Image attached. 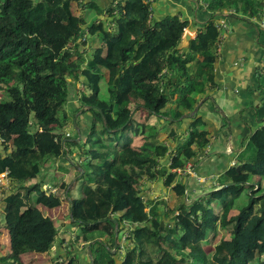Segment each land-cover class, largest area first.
<instances>
[{"label":"trees","instance_id":"16d2710c","mask_svg":"<svg viewBox=\"0 0 264 264\" xmlns=\"http://www.w3.org/2000/svg\"><path fill=\"white\" fill-rule=\"evenodd\" d=\"M158 1L114 0L101 9L85 0H0V138L11 143L0 150V175L9 171L11 187L0 199V235L8 239L0 264L52 253L63 236L44 212L61 206L58 178L46 190L37 180L50 161L69 160L67 143L82 136L79 120L87 114L92 123L71 168L82 197L71 199L74 185L66 195L69 223L81 230L77 241L88 247L90 264H264V118L213 190L188 195L187 181L171 172L200 161L213 139L200 111L192 113L218 89V21L252 24L264 47V29L253 22L263 21L264 0H190L193 22L181 14L156 21ZM192 24L196 37L184 52L179 45ZM89 39L97 45L87 49ZM71 89L79 104L73 114ZM99 129L119 134L103 140ZM182 137L190 146L179 155ZM160 180L172 201L162 210L166 200L154 204L142 189ZM69 250L53 264H81Z\"/></svg>","mask_w":264,"mask_h":264},{"label":"crops","instance_id":"0c3cea01","mask_svg":"<svg viewBox=\"0 0 264 264\" xmlns=\"http://www.w3.org/2000/svg\"><path fill=\"white\" fill-rule=\"evenodd\" d=\"M114 0H85L101 9L108 8ZM190 0H159L154 5V19L181 14L182 19L193 22L196 13ZM93 16V13H92ZM102 18H105L102 17ZM98 19L97 16L93 20ZM264 21V17H263ZM224 40L216 63L218 89L208 94L212 100L199 110L213 137L200 161L195 160V176L185 178L188 195L201 196L218 187V178L237 163L238 152L249 130L259 127V113L264 111V47L259 43L256 28L235 18H222ZM255 24L261 22L253 21ZM191 28L194 29L193 24ZM257 106V107H255ZM190 122L180 126L184 133ZM183 178V177H182ZM178 177L177 182L182 180ZM143 195L160 202L169 190L164 181L149 182ZM161 198V199H160ZM171 199V198H170Z\"/></svg>","mask_w":264,"mask_h":264},{"label":"rangeland","instance_id":"374dc122","mask_svg":"<svg viewBox=\"0 0 264 264\" xmlns=\"http://www.w3.org/2000/svg\"><path fill=\"white\" fill-rule=\"evenodd\" d=\"M74 10L77 14L78 13L77 8H75ZM94 17L95 16H93V18ZM188 30H190L194 34V36L196 37L195 29H192L190 27V28H188ZM224 31L225 30L223 29V33H224ZM96 45L90 39L87 41V49L90 46L95 47ZM71 91H72V93H71V97H70L71 102L69 105V109H70V112L72 113V109L77 110L79 108V104L73 99V96L75 94L74 89H71ZM101 95L104 98L107 97V90L105 88H102ZM258 117H259V120L262 121V119L264 118V111L259 113ZM91 123H92L91 114L90 115L89 114L83 115L81 117V119L79 120V126L81 127L80 130L82 131L81 132V135H82L81 138L86 137L85 135L87 133H89ZM178 127L180 128V124H178ZM174 131L177 132L176 126L174 128ZM69 132H70L71 137H75V135L73 134L72 131H69ZM98 132H99V135L101 136V138L103 140L107 139L109 136L116 138L117 137L116 134H119V133H115V134L103 133L102 129H99ZM118 137L121 138V144L123 145L126 141V139H125L126 133L118 135ZM213 139H214V137H213ZM69 141L70 142L77 141V145H73V143H70V142L67 143L68 147H70V149H71V153H70L71 155L68 156L69 160L68 159H60L59 162H57V163H53L50 161L48 163V165L43 168L42 173L37 180L38 182H41V183L43 182L44 184H46L43 187V189L46 190V189H48V187L51 188L54 185V178L55 177L58 178L57 181H58L59 185L56 188L55 192H56L57 196L59 197V199L61 200V206L59 208L53 209V210H49V209L45 208L44 212L56 221V223L58 224V227L61 230V233L63 234V236L60 235V237L58 238L60 240L58 241V243L53 248L52 253L45 254V255H26V256L22 257V261L25 264H53L54 261L57 260L59 257L65 258V256H66L65 254L68 251H70L69 249H72V247H74L75 252L77 253V258L79 259L81 264H90V260L88 257V247H85L83 244H80L77 241V236L81 235L82 232L79 228L71 226L69 223V219H68V215H70L69 214L70 200H69L68 196L66 195L67 191L70 189L71 186L74 185L71 189V194H70L71 199L72 200L73 199H79L82 197L81 180L77 181V178H76L77 173L75 172V169H71L75 165V163L77 164V162L79 161V160L78 161L76 160V156H78L80 154L79 148H80V144L82 142L79 140V138H70ZM174 144H176V143H174L172 141L170 143V146H172ZM245 144H246V148L244 151L247 150L246 153H248V155H255V150L253 149V147H249L248 143H245ZM10 145H11V143H10L9 138H7V137L0 138V150L4 151L6 148L8 150H10ZM189 146H190L189 139L187 137H182L180 142H179V146H177V150L180 153L179 155H181L182 152L184 150H186ZM208 148H209V146L206 148V150H208ZM240 153H242V152L241 151L238 152V157H239ZM143 188L144 187H142V189ZM10 189H11V187L8 190H4L3 193L10 191ZM145 189H147V188H144V190ZM47 191L49 192L50 190H47ZM206 192H204V193H206ZM169 196H170V192H169ZM157 198H158L157 200H159V196ZM0 199H1V197H0ZM162 199H165L166 203H164V205H162V204L159 205V209H161V210L164 209V206L166 204H169L170 202H172L171 200L169 202H167L168 201L167 196H163ZM157 200L154 201V204L158 203ZM152 206H153V204L148 205L146 211L149 212V210H151ZM2 218H3V216H2V213L0 210V228L2 227ZM123 233L121 235V244H122L121 251L122 252H124V250L126 249V247L128 245V242L126 240L127 236ZM62 242L64 244H62ZM5 251H6V253H8V239H7V236L4 234V235H0V252L2 255H4ZM120 262H121L120 259L117 258V263L119 264Z\"/></svg>","mask_w":264,"mask_h":264},{"label":"built area","instance_id":"2783aa9c","mask_svg":"<svg viewBox=\"0 0 264 264\" xmlns=\"http://www.w3.org/2000/svg\"><path fill=\"white\" fill-rule=\"evenodd\" d=\"M260 26L262 27V29H264V21H262L260 23ZM218 28L221 30V38L222 40H224V33H223V29L225 28L224 23H220L218 22ZM174 160L173 158H170L168 161V165L171 166L173 164ZM196 168V162H191L188 163V165L186 166V168L184 170L182 169H172L171 172L178 175V177H183L182 179H185V176H195V169ZM9 171L7 170L6 172H4L3 174L0 175V197L2 195V192L4 190H8L10 188V182H9Z\"/></svg>","mask_w":264,"mask_h":264},{"label":"water","instance_id":"95a60500","mask_svg":"<svg viewBox=\"0 0 264 264\" xmlns=\"http://www.w3.org/2000/svg\"><path fill=\"white\" fill-rule=\"evenodd\" d=\"M193 39H195L194 34H193L190 30L187 29V30L185 31V34H184V36H183L182 41L180 42L179 49H180V50H183L184 52H188L189 47H190V43H191V41H192ZM203 103H204V102L202 101V102H201V103L195 108V110L193 111L192 115H195V114H197V113L199 112L200 107H201V105H202ZM255 107H257V106H255ZM75 127L78 129V125H77L76 123H75L74 126L71 128V130L73 131V130L75 129ZM79 140H81V137H79ZM82 174H83V173H82ZM82 174H81V175H82ZM164 225H165V223L162 222V226H164ZM116 249H117V245H116L115 250L113 251V253L116 252ZM89 253H90V255L92 254L91 251H90Z\"/></svg>","mask_w":264,"mask_h":264}]
</instances>
